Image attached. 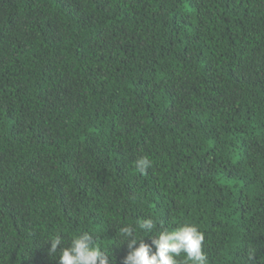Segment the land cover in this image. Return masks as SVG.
I'll list each match as a JSON object with an SVG mask.
<instances>
[{"label": "trees", "instance_id": "obj_1", "mask_svg": "<svg viewBox=\"0 0 264 264\" xmlns=\"http://www.w3.org/2000/svg\"><path fill=\"white\" fill-rule=\"evenodd\" d=\"M144 217L264 264V0H0V264Z\"/></svg>", "mask_w": 264, "mask_h": 264}, {"label": "clouds", "instance_id": "obj_2", "mask_svg": "<svg viewBox=\"0 0 264 264\" xmlns=\"http://www.w3.org/2000/svg\"><path fill=\"white\" fill-rule=\"evenodd\" d=\"M135 166L143 172L151 166V160L141 156ZM155 225L152 217H144L118 228L120 244L126 242L128 249L123 264H208L203 251L205 236L196 225L185 222L171 231L164 228L153 236L150 233ZM145 236L151 243L145 242ZM44 243L49 246V255L59 253L58 264H110L109 254L95 245L90 232L72 236L67 245L61 234L48 236Z\"/></svg>", "mask_w": 264, "mask_h": 264}]
</instances>
